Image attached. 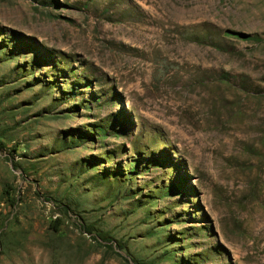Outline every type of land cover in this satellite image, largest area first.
<instances>
[{"label": "rangeland", "instance_id": "rangeland-1", "mask_svg": "<svg viewBox=\"0 0 264 264\" xmlns=\"http://www.w3.org/2000/svg\"><path fill=\"white\" fill-rule=\"evenodd\" d=\"M181 262L264 264V0H0V264Z\"/></svg>", "mask_w": 264, "mask_h": 264}, {"label": "trees", "instance_id": "trees-1", "mask_svg": "<svg viewBox=\"0 0 264 264\" xmlns=\"http://www.w3.org/2000/svg\"><path fill=\"white\" fill-rule=\"evenodd\" d=\"M226 34H228V36L229 35H233V36H235V37H237V38H243V39H246V40H249V39H252L253 37H249L248 35H243V34H239V33H234V32H231V31H228ZM78 87H79V84H77V83H74V84H71V86H70V88H69V90L66 92V93H63L64 94V98L65 99H74V98H78V95H77V90H78ZM101 100V99H100ZM84 106H86V105H84ZM74 108H78V105H74ZM96 128L97 129H95V133L94 134H86V136L85 137H82L81 139H83V140H87V141H84V142H88V140H90V139H95V134H97L98 135V137L100 138V140H104L105 138H107V136H109V134H112L113 132V134L112 135H114V136H116L117 137V135H118V133H117V131H115L114 130V127H112V126H96ZM93 139V140H94ZM82 140V141H83ZM79 142H81V141H79ZM83 144H85V143H83ZM138 156V159H132L131 161V163H130V165H129V167H128V171H127V173H124V174H121L122 172H118V174H120V176L121 175H125V178L123 179V181H122V179H119V178H117V177H115V179H114V183H116L114 186H116L117 184H118V186H122V183L121 182H124V184L125 185H133V187H134V184H133V182H134V180L137 178V175L140 173V172H142V171H140L139 172V170L140 169H143L145 172H148L150 169H149V166H151V165H155V164H157V163H154L153 164V161L152 162H150V163H148V161H145V160H143L142 158L140 159V157L142 156V153H140V152H136V157ZM145 164V165H144ZM147 164V165H146ZM94 169V168H93ZM116 175H117V173H116ZM119 179V180H118ZM118 180V181H117ZM120 188V187H119ZM127 188V189H126ZM132 187H130V188H128V187H125L122 191H118V193L119 192H123L124 190L127 192L128 190H129V192H130V194H129V196H128V198H130V199H132L133 201H137V202H141V198L140 199H138L137 197H136V195L137 194H135L136 192H134V189L132 190L131 189ZM139 192H141V191H139ZM149 196V195H148ZM143 198V197H142ZM149 199H150V197H148ZM138 199V200H137ZM92 232H90V234H91ZM98 237L101 239V240H103V241H105V242H108L110 239V237H109V235H107V234H100V235H98ZM119 248L121 249V250H124V249H126L127 247L123 244H119ZM176 252L175 251H172V252H168V253H166L165 255H163L164 257L165 256H167V258L169 259V258H171V259H175V257H176V254H175ZM163 257V258H164ZM181 264H189V263H186V262H181Z\"/></svg>", "mask_w": 264, "mask_h": 264}]
</instances>
